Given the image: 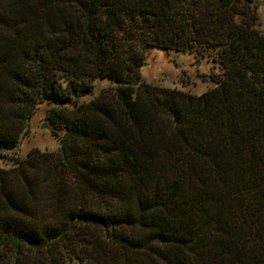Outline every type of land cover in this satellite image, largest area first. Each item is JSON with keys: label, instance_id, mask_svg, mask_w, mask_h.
Segmentation results:
<instances>
[{"label": "trees", "instance_id": "16d2710c", "mask_svg": "<svg viewBox=\"0 0 264 264\" xmlns=\"http://www.w3.org/2000/svg\"><path fill=\"white\" fill-rule=\"evenodd\" d=\"M252 0H0V151L41 101L60 146L0 167V264H264V35ZM217 48L199 95L148 47ZM111 80L87 102L93 81ZM73 98L72 108L65 106Z\"/></svg>", "mask_w": 264, "mask_h": 264}, {"label": "rangeland", "instance_id": "374dc122", "mask_svg": "<svg viewBox=\"0 0 264 264\" xmlns=\"http://www.w3.org/2000/svg\"><path fill=\"white\" fill-rule=\"evenodd\" d=\"M257 12L256 27L264 35V0H252ZM219 47L197 46L190 51L174 49H160L148 47L142 65L141 79L144 83L168 89L177 88L186 93L199 95L217 84L216 79L221 76V57ZM221 78V77H220ZM92 90L85 96L79 97L77 102H87L102 89L116 86L111 80L93 81ZM53 102L41 101L35 113L28 121L25 132L12 150L0 151V167H11L19 160L26 159L31 150L52 153L60 146L55 131H61V125L51 122L48 115ZM75 105L71 98L65 106Z\"/></svg>", "mask_w": 264, "mask_h": 264}]
</instances>
